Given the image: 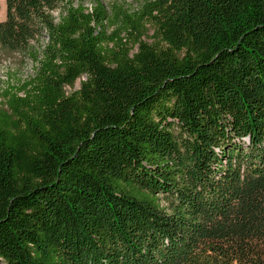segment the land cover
<instances>
[{
    "label": "trees",
    "instance_id": "16d2710c",
    "mask_svg": "<svg viewBox=\"0 0 264 264\" xmlns=\"http://www.w3.org/2000/svg\"><path fill=\"white\" fill-rule=\"evenodd\" d=\"M4 1L0 264H264V0Z\"/></svg>",
    "mask_w": 264,
    "mask_h": 264
},
{
    "label": "rangeland",
    "instance_id": "374dc122",
    "mask_svg": "<svg viewBox=\"0 0 264 264\" xmlns=\"http://www.w3.org/2000/svg\"><path fill=\"white\" fill-rule=\"evenodd\" d=\"M92 0H73L74 4H81L86 8H90ZM103 3L109 4L112 2L132 3V0H102ZM5 16V1L0 0V21L4 20ZM53 16L56 18L57 13ZM33 65L31 61L24 58L20 54L10 53L0 50V89L2 91H10L18 93L19 98L24 96L22 86H28L29 80L32 79ZM80 81L77 80L72 86L65 87L66 93H71L79 89ZM28 90V87L26 88ZM19 90V91H18ZM21 90V91H20Z\"/></svg>",
    "mask_w": 264,
    "mask_h": 264
}]
</instances>
